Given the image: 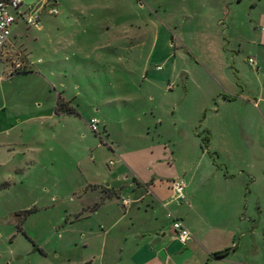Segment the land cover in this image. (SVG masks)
<instances>
[{"label": "rangeland", "instance_id": "374dc122", "mask_svg": "<svg viewBox=\"0 0 264 264\" xmlns=\"http://www.w3.org/2000/svg\"><path fill=\"white\" fill-rule=\"evenodd\" d=\"M202 1L190 3L206 17L198 28L196 19L175 27L168 20L177 14L160 9L155 19L138 8L152 0H62L57 15L40 14L39 28L22 18L12 26L0 51V264L98 256L105 208L91 211L87 182L118 174L121 154L156 158L157 186L169 195L167 176L182 180L204 150L190 189L209 222L228 197L226 212L241 205L254 223L259 205L264 232V0ZM57 96L72 113H55ZM141 125H151L149 135ZM204 125L215 128L208 153L205 140L179 135H202Z\"/></svg>", "mask_w": 264, "mask_h": 264}, {"label": "crops", "instance_id": "0c3cea01", "mask_svg": "<svg viewBox=\"0 0 264 264\" xmlns=\"http://www.w3.org/2000/svg\"><path fill=\"white\" fill-rule=\"evenodd\" d=\"M61 1L58 0V5ZM192 2L203 5L202 0H152L148 6L149 10L144 7L138 8L146 10L155 19L160 9L172 18H175L177 14L180 21L178 18L168 20L170 25L175 27L182 28L186 19H196L198 28L204 23L206 17L201 10L191 8L190 3ZM38 4L39 0L33 7H37ZM200 111H203L202 115H205L207 109L201 108ZM140 127L145 135H149L151 125ZM103 129L104 133L109 136L107 125H103ZM214 130V127L204 125L202 135L198 128L188 130L186 133L181 132L179 135L184 141L191 139L192 143H195L196 139L205 140L208 153ZM204 154L203 150L196 161L195 169L202 166ZM120 157L122 169L118 174L104 175L100 181L87 182L88 190L96 192V202L93 203L91 211L98 213L102 208H105V211L100 220V227L103 231H98L97 234V237L102 238L103 249L98 256L92 255L86 264H93L96 260H100V264H264V232L258 229L262 216L259 205L255 211L258 213V223H254L255 214L245 216L248 209L246 208L245 213L242 212L241 205L235 204L233 212H226L229 199L222 197L219 199V220L211 223L206 217V212L203 211L204 202L196 201V197L194 198L191 194L190 188L198 180L197 169L185 171L181 181L185 186L186 200L180 201L174 198L172 189L173 181L180 179L174 178L171 174L167 176L170 177L167 180L168 189L171 192L169 195H164L157 186L161 181L156 176L158 164L156 158L145 155L140 156L136 162L126 154H121ZM144 164H149L152 170L150 168L144 170L142 168ZM120 178L125 180V184L114 183ZM224 178H229V176L226 174ZM200 180L204 186V179ZM103 181L108 183L104 185ZM100 184L103 188L99 187ZM123 194H132L134 202L130 204L129 201L123 206L119 201ZM174 218L180 220L191 234L190 240L185 245L177 239L172 226L165 225L166 221ZM235 221L245 226L247 222L249 225L254 224L249 230L243 232L241 227L232 225ZM118 234H120L119 237ZM236 237H239L237 243H235ZM242 239L243 243H241ZM108 248L116 250V255L107 253ZM225 250L227 252L223 256H214L215 253Z\"/></svg>", "mask_w": 264, "mask_h": 264}, {"label": "built area", "instance_id": "2783aa9c", "mask_svg": "<svg viewBox=\"0 0 264 264\" xmlns=\"http://www.w3.org/2000/svg\"><path fill=\"white\" fill-rule=\"evenodd\" d=\"M24 0H0V51L8 41L11 35V28L19 18H22L25 25L30 28H39V16L42 13L49 15L58 14V0H39L37 7H32L30 11L21 12L20 7ZM249 65L253 66L252 58L248 59ZM21 64H16L15 68H20ZM89 128L96 132L99 128V122L96 118L89 120ZM174 198L185 201V186L181 180H174L172 185ZM129 203L128 199H121L123 206ZM172 229L177 239L185 245L191 238L189 230L178 219H173Z\"/></svg>", "mask_w": 264, "mask_h": 264}, {"label": "trees", "instance_id": "16d2710c", "mask_svg": "<svg viewBox=\"0 0 264 264\" xmlns=\"http://www.w3.org/2000/svg\"><path fill=\"white\" fill-rule=\"evenodd\" d=\"M63 111H65V113H72L70 108H68L67 102L63 101L60 96H57L55 113L58 114L59 112H63ZM112 193L115 194L113 191H112ZM226 252H227V250L219 252V253H215L214 256H218V257L223 256Z\"/></svg>", "mask_w": 264, "mask_h": 264}]
</instances>
